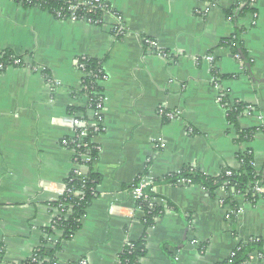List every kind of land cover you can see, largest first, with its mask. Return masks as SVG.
Instances as JSON below:
<instances>
[{
    "label": "crops",
    "instance_id": "obj_1",
    "mask_svg": "<svg viewBox=\"0 0 264 264\" xmlns=\"http://www.w3.org/2000/svg\"><path fill=\"white\" fill-rule=\"evenodd\" d=\"M102 1L121 18V37L110 17L101 25L59 20L0 0V55L22 60L0 71V264H22L37 249L54 247L57 264H117L128 245L142 240L139 264H222L250 240L264 248V192L235 196L232 224L222 189L211 194L164 181L187 168L217 178L238 170L247 151L264 180V0L244 15L236 11L233 22L226 12L239 0ZM237 29L249 68L220 45ZM83 58L100 62L106 78L89 167L99 184L78 230L69 238L54 229L48 236L52 204L74 169L72 151L61 146L79 118L69 109L87 110L79 94ZM220 94L243 105L238 127L255 131L249 141H237L216 101ZM160 111L178 115L164 121ZM86 117L91 125V111ZM142 175L156 205L169 207L149 227L131 195ZM260 256L246 264H264Z\"/></svg>",
    "mask_w": 264,
    "mask_h": 264
},
{
    "label": "trees",
    "instance_id": "obj_2",
    "mask_svg": "<svg viewBox=\"0 0 264 264\" xmlns=\"http://www.w3.org/2000/svg\"><path fill=\"white\" fill-rule=\"evenodd\" d=\"M15 3L23 8H37L50 15L55 16L57 12H62L65 16H76L78 20L88 21L92 25H101L103 18L108 16L106 12L100 9H92L89 13L88 5H79L76 0H13ZM88 2V1H87ZM242 3L241 7L236 6L235 11H227L226 15L230 21L235 20V13L237 16L244 15L247 12L252 11L251 6L256 0H239ZM108 5V4H107ZM109 6V5H108ZM70 7L76 9L71 12ZM110 7V6H109ZM110 14H116L113 9H108ZM117 15V14H116ZM241 31L236 30L234 36L231 39L225 40L220 45L229 47L233 56H238L239 60L247 68L251 63L247 58V54L243 48L240 40ZM123 35V34H122ZM122 35L117 37H121ZM21 61L20 59L12 57L10 52H4L0 55V71L7 67L14 66V61ZM79 65L82 66L84 78L80 83V96H83L87 100V110H95L99 99L102 97V89L99 85L104 72L102 70V64L96 60L90 58H83L79 60ZM218 78L216 75L214 76ZM228 78V77H226ZM224 103L227 107L226 120L228 126L237 137V141H249L255 131H241L238 127V118L243 111V105L238 103L230 104L225 97ZM86 109L70 108V115H77L79 118V124L74 128V135L69 138H65L63 142L67 144L63 147L67 150L74 151L77 154L83 155L91 160V162L97 156L96 147L92 144V139L97 133H94L93 129L89 126L90 122L86 117ZM85 133L83 138L84 143H88V148H77L78 140L77 136L81 132ZM240 163L238 170L224 169L217 178H206L202 176L198 171L194 169H184L178 174L167 176L164 181H167L170 185L175 186L179 181L183 180L188 185H200L209 193H214L218 189H222L226 193V197L222 200L223 206L229 208L228 219L233 224L235 222V214L237 211V205L234 201L235 196L244 195L251 199L255 195L254 188L261 182L260 176L253 167V157L250 152H242L238 156ZM91 162L87 163L82 161L79 157L74 160V170H72L65 180L64 185L70 189V193L59 196L52 204L53 209H61L63 213L53 219V225L46 230L48 236L51 235L52 229L63 232L64 238H69L79 228V221L84 215L85 210L89 207L91 201L96 197V188L99 184V177L92 174L89 170ZM229 173L230 175H227ZM145 178V175L140 176L131 185V189L137 187L141 179ZM264 185V180L262 181ZM155 183V181L152 182ZM143 194L147 197L148 201L154 200L156 197L152 191V187H146L143 190ZM82 198V199H81ZM148 201H137L135 203L136 208L142 212H145L144 225L149 227L154 221L159 219L165 211L168 210V206L149 208ZM58 250V247L50 249H39L35 252L31 258L26 260L22 264H51L54 261V256ZM259 254L264 257V248L258 240H250L247 243L240 244L232 253V255L222 264H246L250 261L252 254ZM145 255V242L144 240L138 241L135 244L128 245L122 254L118 257V262L121 264H139V260Z\"/></svg>",
    "mask_w": 264,
    "mask_h": 264
},
{
    "label": "built area",
    "instance_id": "obj_3",
    "mask_svg": "<svg viewBox=\"0 0 264 264\" xmlns=\"http://www.w3.org/2000/svg\"><path fill=\"white\" fill-rule=\"evenodd\" d=\"M88 1V2H87ZM76 2L79 4V5H88L89 6V9L87 10L89 13L92 11V9H102L104 12H106V14H108V16H106V17H110V18H112L113 19V25H112V33L115 35V34H118V36H120V35H122L123 34V28H122V26H121V18L118 16V15H116V14H110V12H108L109 10L108 9H110L111 7H109L108 5H107V3H105L104 1H102V0H85L84 2H80L79 0H76ZM238 4H239V6L241 7L242 6V3L241 2H238ZM76 8L75 7H70L69 8V10L71 11V12H73L74 10H75ZM112 9V8H111ZM54 17H56L57 19H59V20H68V19H70V20H72V21H84L83 19L82 20H78L77 19V17L76 16H74V15H72V16H65L64 14H62V12H57L56 14H55V16ZM85 22H88V21H85ZM89 23V22H88ZM147 43H148V45H150V46H153L154 44L152 43V42H148L147 41ZM160 55L161 56H164L163 54H161L160 53ZM238 60H239V58H238V56L236 57ZM212 60H213V58H211V57H207L206 58V61L207 62H212ZM14 63V66L16 67V66H19V65H21V61H19V60H17V61H14L13 62ZM80 66V69L82 70V66L81 65H79ZM106 78L104 77V76H102V78H101V80L98 82L99 84L100 83H102L104 80H105ZM52 87H53V85H52V83H51V80H48L47 81ZM212 83H213V85L215 86V88H217L218 87V80L214 77L213 79H212ZM224 99H225V96L224 95H222V94H220V95H218V97H217V99H216V101H217V103L222 107V108H224L225 110H226V114H227V107H226V105H225V103H224ZM101 107H102V97L99 99V101H98V103H97V105L95 106V110H92L91 111V113H92V116H93V118H94V122H92L91 123V125H89L92 129H93V131H94V133H99L100 132V130H101ZM178 115V113L177 112H168V111H160V116L162 117V119L164 120V121H171V120H173V119H175L176 118V116ZM79 124V121L77 120V119H75L74 120V122H73V125H74V128L77 126ZM74 135V130H73V134H72V136ZM84 136H85V133H84V131L83 132H81L80 133V135H78L77 136V140H78V145H77V148H84V149H87L88 148V143H84L83 142V138H84ZM61 144H62V146L63 147H66L67 146V144L65 143V142H61ZM72 153H73V159L74 160H76L78 157L82 160V161H84V162H87V163H89V162H91V160L89 159V158H87V157H85V156H83V155H80V154H77V153H75L74 151H72ZM74 171H75V169H73ZM76 172V171H75ZM227 175H230L229 173H227ZM178 184H181V185H188V183L187 182H185V181H183V180H181V181H179L178 182ZM149 185H151V182L149 181V179H146V178H143V179H141V181H140V183L138 184V186L137 187H134V188H132L131 190V195H132V198L134 199V201H135V203L137 202V201H143V202H146V201H148L147 200V197L143 194V190L146 188V187H148ZM254 190H255V192H257L258 194H262L263 192H264V190L262 189V187H259L258 185L254 188ZM71 191H70V189L69 188H67L65 185H63L62 186V189H61V192H60V196H62V195H65V194H68V193H70ZM82 199V198H81ZM148 206H149V208H154L155 206H157L156 205V202H155V200H151V201H148ZM55 210V215H54V218L55 217H57V216H59V215H61L62 213H63V210H61V209H54ZM112 211V210H111ZM142 212V211H141ZM142 214H143V218H144V220H145V212H142ZM53 225V222H52V224H51V226ZM53 230V229H52ZM192 245H195V244H197V241H195V240H192L191 242H190ZM39 251V249H37V251L36 252H38ZM232 255V254H231ZM230 255V256H231ZM261 257V256H260ZM51 264H57L56 262H52ZM77 264H86V262L84 261V260H81V261H79ZM117 264H121V263H117Z\"/></svg>",
    "mask_w": 264,
    "mask_h": 264
},
{
    "label": "water",
    "instance_id": "obj_4",
    "mask_svg": "<svg viewBox=\"0 0 264 264\" xmlns=\"http://www.w3.org/2000/svg\"><path fill=\"white\" fill-rule=\"evenodd\" d=\"M263 173H264V172H263ZM259 185L262 186V185H263V182H260Z\"/></svg>",
    "mask_w": 264,
    "mask_h": 264
}]
</instances>
